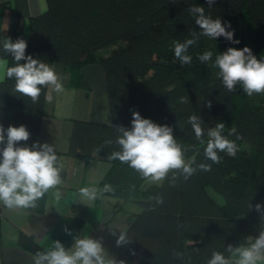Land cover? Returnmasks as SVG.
Wrapping results in <instances>:
<instances>
[{"label": "trees", "instance_id": "trees-1", "mask_svg": "<svg viewBox=\"0 0 264 264\" xmlns=\"http://www.w3.org/2000/svg\"><path fill=\"white\" fill-rule=\"evenodd\" d=\"M45 1L46 10L30 19L28 38L21 36L22 17L11 10L6 38L24 39L26 55L34 59L61 64L76 86L80 68L93 63L103 67L109 122L72 120L67 149L56 152L60 159L63 155L98 157L109 163L99 187L111 184L114 191L105 195L132 200L140 209L129 216V240L123 244L139 257L137 264H205L213 250L224 252L228 245L237 247L255 238L264 226L254 207L264 205V95L248 96L240 86L227 92L212 62L201 63L198 55L211 50L214 61L229 47L247 46L257 59L264 58V0H215L211 7L207 0ZM194 5L230 23L227 30L234 31L233 39L240 43L200 36L189 48L192 62L181 66L174 57L173 41L191 38L192 31L199 35L200 28L188 12ZM0 57H4L2 50ZM4 58L14 65L11 57ZM13 85V80L0 82V124L5 129L26 126L30 132L26 143L31 146L39 140L47 88L33 104L15 93ZM181 96H187L189 103L180 104ZM133 111L172 127L177 142L188 149L186 157L195 155L197 164H211V171H197L187 181L179 177L170 184L166 179L143 188L138 173L107 159L117 147L105 142L115 140V127L131 128ZM193 114L206 129L223 123L225 135L235 127L237 132L229 139L239 135L237 145L249 150L238 147L235 157L219 153L221 163L212 164L203 153L207 137L201 145L187 124ZM61 175L64 179V170ZM155 195L163 197V204L151 199ZM18 244L34 254L42 251L23 233Z\"/></svg>", "mask_w": 264, "mask_h": 264}, {"label": "clouds", "instance_id": "clouds-1", "mask_svg": "<svg viewBox=\"0 0 264 264\" xmlns=\"http://www.w3.org/2000/svg\"><path fill=\"white\" fill-rule=\"evenodd\" d=\"M215 0H207L211 7ZM189 14L199 26L200 33H190L191 38L183 42L173 41L174 57L180 65L190 64L192 56L188 54L189 48L194 47L200 36L216 40L224 37L231 43H240L234 40V31L230 23H222L219 18L207 15L203 6H191ZM27 43L22 38L14 42L11 38L0 39V50L4 57H11L15 62L9 66L6 58L0 57V82L13 80V91L23 97L29 98L33 104L38 103L42 91L51 88L56 94L64 93L63 79L56 69L49 63L40 59H34L32 55H26ZM211 50L198 55L201 63L212 62L211 66L217 69L216 76L227 92H234L240 86L248 96L264 95V58L257 59L252 50L245 46L242 49L229 47L225 52L215 55ZM21 61H26L21 63ZM50 102L53 97L46 95ZM180 104L189 103L187 96L179 98ZM211 108V102L208 103ZM187 124L191 126L194 138L201 145L206 160L212 164H220L221 156L225 153L229 157H235L238 152L236 140L241 137L236 135V140L229 139L236 134L235 127L225 135V125L217 123L213 128H205L198 115H190ZM115 140H107V145L115 144L117 150L112 151L107 159L119 161L139 174L148 185H160L166 179L174 183L179 177L189 180L197 171L210 172L211 164H197L196 156L186 159L188 149L177 142L173 135V128L168 125H159L151 119L143 118L138 111L132 112L131 128L117 126ZM30 132L26 126H8L6 129L0 124V206L8 210L35 209L38 201L45 194L51 192L55 201L60 202L63 193L60 187L64 181L62 172L64 164L58 157L55 145L34 142L27 145ZM24 142V143H21ZM114 188L111 184H104L102 188L97 186L81 187L78 189L79 197L85 204H93L101 199L105 193H111ZM157 205L163 204V197L155 195L151 197ZM252 205L248 203L249 210ZM255 211L264 221V205L256 204ZM68 232V229L65 228ZM113 235L119 231L116 244L122 245L128 242L126 230L120 223L110 226ZM71 235L70 232H68ZM247 244L237 247L228 245L224 252L213 250L205 264H264V226L258 235L248 238ZM225 252L228 254L225 255ZM32 264H124L110 257L100 239L84 235L74 237L71 247H65L59 240H52L51 245L44 250H38L31 256Z\"/></svg>", "mask_w": 264, "mask_h": 264}, {"label": "crops", "instance_id": "crops-1", "mask_svg": "<svg viewBox=\"0 0 264 264\" xmlns=\"http://www.w3.org/2000/svg\"><path fill=\"white\" fill-rule=\"evenodd\" d=\"M46 8L45 0H0V39L7 36L11 10L22 17L21 36L28 38L30 19ZM50 65L64 77L65 91L56 94L51 88L46 89V95L51 94L53 99L50 102L45 99L38 142L55 145L57 151L64 152L72 120L109 122L105 74L99 63L85 65L79 69L80 82L76 86L71 84L70 74L61 64ZM61 161L65 178L60 187L63 193L60 202L49 192L35 209L8 210L0 206V264H32L34 253L18 244L20 233L32 237L42 250L49 247L52 240L71 247L74 237L88 235L100 239L109 256L117 262L137 264V255L127 252L123 244H116L119 231L113 235L109 230L114 222L127 230L129 216L139 212V206L132 200L105 194L93 204H85L78 194L81 187H99L109 163L98 157L83 159L67 155L61 156Z\"/></svg>", "mask_w": 264, "mask_h": 264}, {"label": "rangeland", "instance_id": "rangeland-1", "mask_svg": "<svg viewBox=\"0 0 264 264\" xmlns=\"http://www.w3.org/2000/svg\"><path fill=\"white\" fill-rule=\"evenodd\" d=\"M101 52H102V51H101ZM58 65H60V64L58 63ZM238 147H240L241 149H244V150H249V149H248L249 147L246 146V145H244V144H239ZM191 157H192V156L186 157V159H189V158H191ZM153 185H155V184H153ZM148 186H151V185L146 184L145 181H144L143 188H146V187H148ZM210 191H211L212 196L219 197L218 194H217L216 192H214V190H213V191L210 190Z\"/></svg>", "mask_w": 264, "mask_h": 264}]
</instances>
